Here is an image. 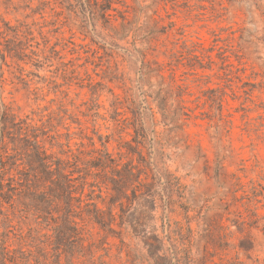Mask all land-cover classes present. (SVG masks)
Here are the masks:
<instances>
[{"label":"rangeland","instance_id":"374dc122","mask_svg":"<svg viewBox=\"0 0 264 264\" xmlns=\"http://www.w3.org/2000/svg\"><path fill=\"white\" fill-rule=\"evenodd\" d=\"M120 1L124 23L94 0H0V102L16 120L72 167L103 143L145 158L113 206L124 243L88 223L59 264H264V0ZM10 214L9 249L28 235L30 264H56L52 231Z\"/></svg>","mask_w":264,"mask_h":264},{"label":"trees","instance_id":"16d2710c","mask_svg":"<svg viewBox=\"0 0 264 264\" xmlns=\"http://www.w3.org/2000/svg\"><path fill=\"white\" fill-rule=\"evenodd\" d=\"M87 1L91 3L92 0ZM94 1L109 22L117 21L118 14L123 23L127 20V6L123 10L115 6L122 3L120 0ZM7 52L0 47L3 60H6ZM39 130L26 121L18 122L8 107L0 102V249L3 255L0 264H8V259L12 264H30L24 244L28 235L18 239V245L13 249L6 245L13 228L11 210L14 216L19 214L25 223L29 222L30 235L44 229L52 231L50 235L44 234L47 241L43 246L53 250L56 264H59L63 253L74 254L76 249L83 251L88 223L97 224L105 238L116 237L124 243L126 233L123 227L119 225L120 229H115L112 226L113 206L117 202L121 208L125 205L127 190L136 182L135 169L144 166L145 158L140 155L142 158L135 164L129 156L136 151L128 143L119 144V156L115 157L103 143V148L94 149L93 159L83 162L82 167H72L71 160L50 152L54 143L47 147L46 133ZM124 147L126 151H123ZM73 158L77 162L80 160L77 156ZM76 172L79 174L77 178L74 177ZM110 175H118L120 180ZM76 180H79L78 185ZM96 186L101 191L104 187L111 199H115L107 208H101L94 202ZM36 264L43 263L36 261Z\"/></svg>","mask_w":264,"mask_h":264}]
</instances>
